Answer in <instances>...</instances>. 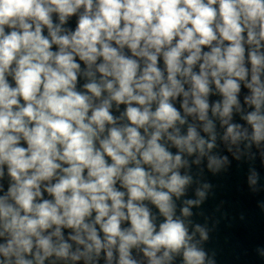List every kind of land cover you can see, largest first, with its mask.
I'll return each mask as SVG.
<instances>
[{
  "label": "clouds",
  "instance_id": "1",
  "mask_svg": "<svg viewBox=\"0 0 264 264\" xmlns=\"http://www.w3.org/2000/svg\"><path fill=\"white\" fill-rule=\"evenodd\" d=\"M218 142L264 156V0H0V264H214Z\"/></svg>",
  "mask_w": 264,
  "mask_h": 264
},
{
  "label": "water",
  "instance_id": "2",
  "mask_svg": "<svg viewBox=\"0 0 264 264\" xmlns=\"http://www.w3.org/2000/svg\"><path fill=\"white\" fill-rule=\"evenodd\" d=\"M66 26L74 30L76 17H71ZM44 34H47L46 30ZM76 60L83 69V62L79 61L78 57ZM159 63L163 67L162 59ZM84 82L82 78H78V88ZM246 92L247 90L242 86L239 94L241 102ZM220 98L216 94L211 95L209 100L211 102ZM174 106L179 110L180 98H177ZM123 108V105L119 106V110L114 107L113 114L119 115ZM233 119L236 122H242L239 116H234ZM213 151L227 156L230 163L215 173L208 170L204 163L193 165L190 174L199 183L190 186L186 197L182 198L194 197L195 188L204 182L212 186L206 190L207 198L202 204L192 208L194 213L191 217L192 221L205 225L209 229V238L202 242V246L208 256L214 260V264H264V257L258 254V250H264V208L261 207L264 205V156L256 147L244 150L242 145L239 153L235 148L230 152L227 146L220 142ZM253 153L254 156L251 155ZM253 169L258 173L259 179L255 186H250L248 176ZM4 185L6 189L7 177H5ZM177 203L179 204V201ZM151 207L156 213L154 206ZM124 226H127L126 222ZM69 231L64 230L65 234ZM175 264H179V258Z\"/></svg>",
  "mask_w": 264,
  "mask_h": 264
}]
</instances>
